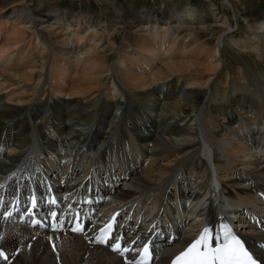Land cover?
<instances>
[{"label":"bare ground","instance_id":"bare-ground-1","mask_svg":"<svg viewBox=\"0 0 264 264\" xmlns=\"http://www.w3.org/2000/svg\"><path fill=\"white\" fill-rule=\"evenodd\" d=\"M221 1L234 11L230 1ZM97 2L111 6L115 20L106 24L60 9L37 16L32 0L0 8V169L6 167L0 195L13 190L15 174L31 155L43 165L39 180L58 196L71 191L81 199L82 184L92 180L100 195L128 203L118 228L129 251L117 255L91 246L89 224L103 220L101 214L88 222L86 236L0 221V264H127L136 245L160 234L157 248L165 257L152 264H166L193 239L198 221H218L217 208L264 263V78L249 81L238 68L229 85L231 75L221 72L227 44L264 60L257 46L264 41V12H253V23L235 40L228 18H216L212 4L201 10L159 4L129 14L125 23L112 2ZM128 24L134 44L125 35L110 63L104 50L115 44L114 30ZM215 24L228 29L212 47L195 33L176 35ZM221 74L218 99L210 94L206 100ZM78 158L85 168L74 164L68 172ZM206 163H213L210 170ZM21 188L27 190L26 179ZM176 195L183 212L177 216L167 209ZM104 205L109 213L119 208ZM170 236L175 243L168 244Z\"/></svg>","mask_w":264,"mask_h":264},{"label":"rangeland","instance_id":"rangeland-1","mask_svg":"<svg viewBox=\"0 0 264 264\" xmlns=\"http://www.w3.org/2000/svg\"><path fill=\"white\" fill-rule=\"evenodd\" d=\"M19 0H0V8L7 7L13 2H17ZM98 0H32L34 5V14L39 16L43 11L47 9H60L65 10L68 13L78 14V15H91L100 17L106 24L111 23L115 20L116 12H114L111 6L101 5L97 2ZM112 2L123 14L124 22L128 23L127 16L132 14L133 12L138 11H152L157 5L168 6V8H175L180 5H185L197 9H206L209 5L214 6L216 18L227 17L228 18V26L231 28V36L235 40L242 39L247 32V28L249 25L253 23L251 14L263 13L264 12V0H228L233 6V10L229 9L227 6L223 4L221 0H108ZM247 10V11H246ZM249 10V11H248ZM245 11V12H244ZM252 11V13H251ZM247 13V14H246ZM246 16V17H245ZM115 17V18H114ZM246 19V20H245ZM251 19V20H250ZM250 23V24H249ZM219 24L212 25L207 28L201 27H191V28H183L176 32L179 38H183L187 33L196 34L199 41L206 44L208 47H212L217 39V37L228 28L226 26L218 27ZM131 24H128L126 27H122L114 30L111 35V40L115 43L110 47H107L104 50V54L108 60V62L112 63L113 60L116 59L119 48L122 46L123 38L126 35L128 37V42L134 44L135 37L131 33L130 29ZM214 26V27H213ZM198 28V29H197ZM227 28V29H226ZM103 31V29H100ZM200 30V31H199ZM264 41L261 42V45L258 43V47L260 50L264 48ZM101 49V48H100ZM264 50V49H263ZM65 52L75 53L74 49H66ZM264 52V51H262ZM222 57L224 58V67L221 71L223 73H229L231 75L230 84L235 83L236 72L238 68L243 69L244 75H248L247 79L249 81H254L264 78V60H258L257 54L253 52L246 51L242 53L237 49V47H233L230 44H227L226 47L222 50ZM237 70V71H236ZM263 73V74H262ZM220 75L218 79L213 83V86L210 91L205 92L204 98L208 100L210 98V94L214 95L216 99H218V95L222 92L221 83L223 75ZM263 75V76H262ZM261 76V77H260ZM224 79V78H223ZM251 79V80H250ZM233 80V82H232ZM220 83V85L218 84ZM239 88V87H238ZM230 89L227 90V93ZM216 94V95H215ZM218 94V95H217ZM152 98V99H151ZM161 99V98H160ZM164 100L161 101V103ZM154 102V97L149 98V105ZM148 104V103H147ZM3 106L0 103V109ZM39 108V107H38ZM37 107H33V112H37L39 109ZM43 112L49 111V106L44 104L42 106ZM152 108V107H151ZM18 122V121H17ZM8 126L6 128H9Z\"/></svg>","mask_w":264,"mask_h":264},{"label":"snow or ice","instance_id":"snow-or-ice-1","mask_svg":"<svg viewBox=\"0 0 264 264\" xmlns=\"http://www.w3.org/2000/svg\"><path fill=\"white\" fill-rule=\"evenodd\" d=\"M204 237L201 238V240L196 241L188 250V252L183 253L182 255L187 256L189 252L193 251L194 249L197 248L198 245H202L203 247H207L206 244L203 243L204 241ZM234 243L239 246L240 245V241L239 240H234ZM145 251H147V248H145ZM240 251H243L242 247L240 248ZM245 256L247 255V253H243ZM235 255V250H233V256ZM0 256H3V252H0ZM5 259H7V257H5ZM188 264H207L206 261L203 260H192L190 262H188ZM229 264H231V262H229Z\"/></svg>","mask_w":264,"mask_h":264}]
</instances>
